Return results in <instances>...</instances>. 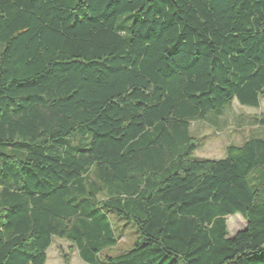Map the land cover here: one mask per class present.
Listing matches in <instances>:
<instances>
[{
	"label": "trees",
	"instance_id": "trees-1",
	"mask_svg": "<svg viewBox=\"0 0 264 264\" xmlns=\"http://www.w3.org/2000/svg\"><path fill=\"white\" fill-rule=\"evenodd\" d=\"M0 45V264H264V137L190 132L259 106L264 0H0Z\"/></svg>",
	"mask_w": 264,
	"mask_h": 264
},
{
	"label": "rangeland",
	"instance_id": "rangeland-1",
	"mask_svg": "<svg viewBox=\"0 0 264 264\" xmlns=\"http://www.w3.org/2000/svg\"><path fill=\"white\" fill-rule=\"evenodd\" d=\"M1 50V45H0ZM264 97L260 98L259 106L241 105L236 100L219 109H210L202 119L190 124L191 134L201 143L193 152L195 157L221 158L225 156L227 144L238 145L250 136L264 137ZM116 235H121L117 247L111 253L128 250L136 237V226L117 216L112 217ZM246 221L239 213L226 216L228 236H233L243 229ZM45 264H64L63 255L67 254L70 264H87L78 256L77 249L63 239L54 238L47 249Z\"/></svg>",
	"mask_w": 264,
	"mask_h": 264
}]
</instances>
